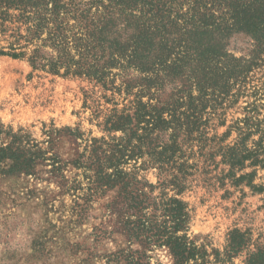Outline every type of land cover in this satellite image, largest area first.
<instances>
[{"label":"trees","instance_id":"trees-1","mask_svg":"<svg viewBox=\"0 0 264 264\" xmlns=\"http://www.w3.org/2000/svg\"><path fill=\"white\" fill-rule=\"evenodd\" d=\"M0 34V55L87 79L112 104L98 137L63 126L38 141L0 122L1 175L56 178L83 211L101 202L94 230L118 238L117 264H147L157 246L172 264H264V235L233 228L221 251L197 243L181 197L200 161L223 165L220 184L264 193V0H0ZM231 108L242 116L210 135ZM148 168L155 183L138 175Z\"/></svg>","mask_w":264,"mask_h":264},{"label":"rangeland","instance_id":"rangeland-1","mask_svg":"<svg viewBox=\"0 0 264 264\" xmlns=\"http://www.w3.org/2000/svg\"><path fill=\"white\" fill-rule=\"evenodd\" d=\"M233 44L237 54L249 48L242 35H237ZM7 46L0 34V48ZM102 94L100 87L87 79L50 75L32 70L24 58L0 55V122L14 132L21 129L42 141L43 131L50 127L78 126L98 137L102 133L97 122L102 120L103 110L112 107ZM114 100L120 102L117 96ZM244 104L241 99L238 106ZM241 116L236 109H229L225 125L218 126L215 120L209 134L216 131L221 135L232 119ZM233 137L234 133L226 142ZM60 150L67 153L69 148L61 144ZM219 159L216 156L215 163ZM199 163L181 194L191 211L190 237L209 252L212 248L221 251L233 228L249 231L253 239L263 238L264 193L222 185L216 177L223 165L204 168L202 161ZM75 172L68 168L64 175L70 181ZM155 174L151 168L138 171L153 183ZM79 207L73 193L65 191L56 178L0 174V264H117L109 259L119 248L118 238L98 237L94 230L102 218L101 202L92 203L85 211ZM148 255L147 264H172L165 246L152 247ZM242 260L243 255L233 258L236 264Z\"/></svg>","mask_w":264,"mask_h":264}]
</instances>
